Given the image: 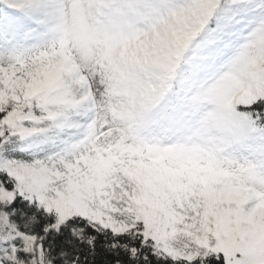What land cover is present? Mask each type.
Returning a JSON list of instances; mask_svg holds the SVG:
<instances>
[{
    "label": "snow or ice",
    "instance_id": "snow-or-ice-1",
    "mask_svg": "<svg viewBox=\"0 0 264 264\" xmlns=\"http://www.w3.org/2000/svg\"><path fill=\"white\" fill-rule=\"evenodd\" d=\"M0 264H264V0H0Z\"/></svg>",
    "mask_w": 264,
    "mask_h": 264
}]
</instances>
